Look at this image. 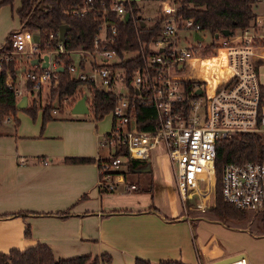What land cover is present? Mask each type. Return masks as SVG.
I'll list each match as a JSON object with an SVG mask.
<instances>
[{
    "label": "built area",
    "instance_id": "built-area-1",
    "mask_svg": "<svg viewBox=\"0 0 264 264\" xmlns=\"http://www.w3.org/2000/svg\"><path fill=\"white\" fill-rule=\"evenodd\" d=\"M159 1L154 21L162 18L161 33L150 42L140 41L135 49H125L122 55L110 44L118 34L113 15L125 18L129 12L123 0H112L109 5L105 0H83L72 7L78 14H103L90 47L67 50L58 31L57 47L43 49L34 39L35 32L26 27L12 33V46L16 52L33 53L29 67L23 69L33 91L57 84L59 66L64 67L57 55L67 52L71 60L68 70L83 81L78 89L87 94L88 106L91 86L115 93L110 136L99 140L101 146L112 147L111 153L98 162L100 189L113 190L122 182L126 189L136 188L125 181L119 168L125 155H114L121 143L128 147L130 157L142 159H150L154 146L161 145L173 166L183 202L197 199L196 206L205 209L206 200L216 193L218 140L240 132L264 133V82L259 80V67H264L263 34L251 26L235 28L229 35L219 32L215 37L194 17L179 13L181 0ZM207 32L213 40L205 39ZM205 48L210 52H203ZM51 52L57 53L52 59ZM46 54L49 64L44 66ZM137 55L143 61L140 59L131 71L118 65L120 60ZM35 57L39 62L33 64ZM7 79L19 96L21 88L15 87L11 77ZM76 95L63 101H76ZM136 102L154 105L158 126L147 130L137 125L132 108ZM52 111L58 112V107L54 105ZM222 172L221 189L226 200L238 207L264 211V161L228 162ZM199 260L198 264H248L244 254L225 262L205 263L201 256Z\"/></svg>",
    "mask_w": 264,
    "mask_h": 264
},
{
    "label": "crops",
    "instance_id": "crops-1",
    "mask_svg": "<svg viewBox=\"0 0 264 264\" xmlns=\"http://www.w3.org/2000/svg\"><path fill=\"white\" fill-rule=\"evenodd\" d=\"M4 4L9 3H0V42L15 30L11 28L13 21H8ZM253 9L256 24L264 28V0H256ZM39 109L43 131L39 120L32 123L21 110L17 124L10 116L0 120V250L14 246L24 249L41 241L52 247L56 258L109 253L113 264H134L136 257L148 258L152 264L175 258L199 263L198 246H185L182 239L164 242L157 231L170 222L189 220L182 215V198L180 202L177 194L172 197L167 187L176 179L167 156L163 155L166 161L162 167L159 165V170H154L151 160L146 159L148 168L152 169V190H128L122 186L125 191L138 194L130 193L124 205L117 206L106 193L109 189L99 187L98 161L65 159L77 155L105 158L111 153L112 147L107 144L105 154L100 150V136L105 134V128L98 130L102 120L80 117L83 113L73 111L67 117L58 111L53 113L60 117L43 125V111ZM113 122L114 117L108 132ZM156 191L163 194V206L170 215L154 201L145 200L148 193H153L155 198ZM214 198L209 197L207 205L211 199L213 204ZM58 210L69 213L55 214ZM27 224L31 229L29 234L25 229ZM199 253L210 261L238 254L226 253L221 247Z\"/></svg>",
    "mask_w": 264,
    "mask_h": 264
},
{
    "label": "trees",
    "instance_id": "trees-1",
    "mask_svg": "<svg viewBox=\"0 0 264 264\" xmlns=\"http://www.w3.org/2000/svg\"><path fill=\"white\" fill-rule=\"evenodd\" d=\"M14 0H0V3L12 4ZM256 0H181L179 13L183 16H192L199 23H202L203 28L209 30L212 34L221 32L223 29H230L231 34L235 28L257 27L255 19V11L253 5ZM83 0H21L16 12L19 14L20 26L26 27L38 32L40 39L38 45L43 49H51L57 47L58 31L60 24L68 23V29L65 39L62 44L68 50L77 46H92L95 37V32L99 29V24L103 19V14H98L97 11H89L84 14L75 13L72 7L75 4L82 3ZM99 3V0H95ZM109 5L112 0H105ZM125 8L131 15L128 19L119 18L113 15L114 23L118 27L117 39L110 46L118 50L122 55L127 48L135 49L139 46L140 41L150 42L152 38L161 33L162 18L157 17L156 21L151 25L141 24L143 16L140 13V8L137 6V0H123ZM144 20V19H143ZM16 30V29H15ZM11 31L6 37L1 46L13 48ZM51 33L54 34L50 37ZM264 42V39H261ZM0 46V47H1ZM209 48H205L203 52H210ZM60 57L64 65V70L58 73L59 81L56 85H52L50 91L52 96L64 98L72 94H80L77 98L84 94L82 88L78 89L83 82L81 79L74 77L68 70V64L71 62L67 52L57 55ZM142 59L140 55L132 58L122 59L119 64L129 68L131 71L135 64ZM143 61V59H142ZM142 63V62H141ZM0 68V120L5 117H13L15 124L19 122L17 116L18 96L15 94L13 86L8 85V77L15 80L18 74L19 66L17 62L8 60L2 62ZM34 66H38L37 64ZM130 74V73H129ZM29 82V88H32V81ZM31 90V89H29ZM90 103L89 110L95 119H102L106 113L111 112L116 105L117 97L114 92L99 90L91 86L90 88ZM33 92V91H32ZM75 99V100H76ZM41 106L35 102L28 103L23 109L35 115L37 109ZM137 118V125L143 129H154L158 126L157 109L154 105L136 102L132 107ZM52 105H44L43 125L49 119L57 117L52 111ZM110 132L105 133L104 137H109ZM125 155L123 172L124 179L128 184H135V190H152V175L151 168H148V161L142 158H132L128 154V147L121 143L114 151V155ZM215 172H216V193L214 203L208 207L212 208L218 217H234L240 218L247 212V208L236 206L226 200L222 192V175L223 167L228 162H243L245 160H260L264 161V133L258 132H240L230 137H221L217 142L215 155ZM68 161L88 162L104 159L93 156H71L65 158ZM45 161V160H44ZM19 213V212H17ZM40 214L46 212H36ZM49 213V212H47ZM55 214L67 215V210H58ZM26 233L29 234V224L26 226ZM198 256H200L197 250ZM134 264H152V261L144 257H136ZM102 261L106 264H113L111 255L102 253L93 256L92 254L74 255V257H55L54 251L50 245L44 242L25 247H11L7 251L0 250V264H100ZM160 264H195L184 261L182 259H161Z\"/></svg>",
    "mask_w": 264,
    "mask_h": 264
},
{
    "label": "rangeland",
    "instance_id": "rangeland-1",
    "mask_svg": "<svg viewBox=\"0 0 264 264\" xmlns=\"http://www.w3.org/2000/svg\"><path fill=\"white\" fill-rule=\"evenodd\" d=\"M19 5L20 0H14L12 4H4V7L7 8L8 12V21H13V26L11 27L12 29H17L20 26L19 14L16 12ZM159 5V0H137V6L138 8H140V13L143 16L146 24L151 25V23L154 22V17L158 13L160 8ZM254 29L256 32L263 34L261 39H264V28L258 27L257 25V27H254ZM5 37L1 40L0 46L2 42L5 41ZM205 39H212L208 32L206 33ZM56 54V52H51L50 58L52 59L53 55ZM32 55L33 53L29 51L16 52L13 48H8L4 45L0 47V68L3 65L2 62H7L8 60L12 59H14V61L17 62V65L19 66L18 74L14 80L15 87L21 88L18 100L22 96V94H26L28 95V103H31L35 100V102H37L41 106V108L44 105H55L58 107V111H60V114L63 113L66 114L65 116L70 117L71 115H73L70 106H72L80 97L77 98L76 101L70 100V102L65 103L63 101L64 98L52 96L50 91L51 87L49 86L44 87L40 90L36 89L33 92L29 90L31 89L29 88L28 82L30 80L25 77V71H23V69L29 67L28 59ZM259 69V80L264 82V67L260 66ZM78 95L79 93L76 96ZM20 110L22 112H25L29 116L32 123H35L37 122V120H39V126L42 131L44 130V126H42L41 122L42 120L41 114L39 113V108L37 109V113L33 115L23 109V107H20L17 110V116L19 115ZM60 114H58L57 117H60ZM79 116L97 121V119L93 117L90 111ZM112 119L113 114H105L101 119L102 121L99 125L101 127H97L98 130L102 131L105 128V132H103H108L111 129ZM103 138L104 135L102 134L100 136V140ZM106 149L107 146H105V144L102 145V147L100 148L101 153L105 154ZM163 151L164 149L161 145H156L151 150L149 158L152 162L154 170H159L160 166L162 167L164 161H166V159L163 157ZM123 164L124 163L119 166L120 169L122 168ZM118 186L115 189L106 192L112 200V204L123 206L126 196L131 194L132 196H137L138 194L131 191H125L122 188V186H126L124 182H122ZM167 187L169 191H171L172 197L177 194L181 202V194L180 190L178 189L176 179L174 184L170 182ZM152 194L153 193H148V196L145 199L147 200V203H151L154 201L159 205L164 213L170 215L167 208L163 206V194L156 191L155 198L152 197ZM196 200L197 199H194L190 201V203L181 202V205L184 209L182 215H186L187 219L189 220L184 222L173 221L163 227L158 228L157 231L161 233L160 240L164 242H171L174 241V239H182L185 243V246L188 245L189 247L193 248L194 245H196L199 247V251H203V253L206 252L210 247H221L223 248V250H226V253L233 251L238 254L244 253V255H246L247 257L248 264H264V211L262 209L252 210L247 208L246 214L244 216H240V218H221L215 214L212 208H208L212 205L211 203L213 202V199L208 202L209 205H207L208 207H206L205 209L196 206ZM132 205L134 206L135 204ZM200 256L202 257L203 262L205 261V263H207L209 261L205 259L202 254Z\"/></svg>",
    "mask_w": 264,
    "mask_h": 264
},
{
    "label": "water",
    "instance_id": "water-1",
    "mask_svg": "<svg viewBox=\"0 0 264 264\" xmlns=\"http://www.w3.org/2000/svg\"><path fill=\"white\" fill-rule=\"evenodd\" d=\"M129 16H130V12H127L126 15H125V18L128 19ZM141 24H142V25H145V21H144L143 19H141ZM68 26H69L68 23H62V24H60V26H59V27H60L59 38H60L61 40H64V39H65L67 29L69 28ZM221 32H222L223 34H226V35L231 34L230 29H223ZM218 34H219V32H218V33H215V37H217ZM39 38H40V34H39L38 32H35V33H34V39H35V41H38ZM32 62H33V64L38 63V62H39V61H38V58L35 57V58L32 60ZM48 64H49V61H48V54H46V55L44 56V62H43V65H44V66H47ZM59 69H60V70H63L64 67H63V66H59ZM86 98H87V94L82 95V96H81L79 99H77V101L73 104L71 110H72L73 112H76V113H83V114L89 112L90 110H89V106H88V104H87V102H86ZM27 103H28V95H26V94H22V96L19 98V100H18V102H17V106H18L19 108H20V107H25V106L27 105ZM241 254H242V253H241ZM241 254H236V255H232V256L225 257V259H221L219 262H225V261L232 260V259H234V258H237V257L241 256Z\"/></svg>",
    "mask_w": 264,
    "mask_h": 264
}]
</instances>
